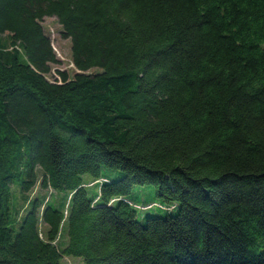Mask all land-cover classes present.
<instances>
[{
	"label": "trees",
	"instance_id": "16d2710c",
	"mask_svg": "<svg viewBox=\"0 0 264 264\" xmlns=\"http://www.w3.org/2000/svg\"><path fill=\"white\" fill-rule=\"evenodd\" d=\"M64 257L264 264V0H0V264Z\"/></svg>",
	"mask_w": 264,
	"mask_h": 264
},
{
	"label": "rangeland",
	"instance_id": "374dc122",
	"mask_svg": "<svg viewBox=\"0 0 264 264\" xmlns=\"http://www.w3.org/2000/svg\"><path fill=\"white\" fill-rule=\"evenodd\" d=\"M41 25L43 26L45 34L50 38L52 49L55 53L56 58L59 60V64L51 65V74L47 76V79L53 82L54 78L57 77L56 74L57 70L67 72L68 76L72 77L75 70L71 62L69 40L63 39L61 37L60 35L61 28L54 18H49V17L44 18L43 21L41 22ZM2 38H4L6 42H8L6 35H4ZM94 71L97 70L94 69L91 70L90 72H94ZM102 175L110 179H114L118 177L119 173L118 170L102 168ZM83 180L85 182H89L92 180V178L88 174H85L83 176ZM91 185L92 184L90 183L89 186ZM14 188H13L14 196L12 203L14 212L26 206V202H25L26 198L31 199L34 196H48L49 193V191L42 190L37 186L36 189H34L30 194L22 196L18 192L19 188L17 186H14ZM95 189L96 187L90 188L89 192L93 193ZM129 199L132 200V203L136 204L135 206L137 208V219L140 222H143V218L147 214L165 213L162 210H159L157 207H153L151 209H149L150 206L146 207V209L141 208V206H144L149 203H154L156 205L161 203L160 200L155 197L154 187L151 185L133 186ZM79 263H81V260L76 259L74 257H64L63 259V264H79Z\"/></svg>",
	"mask_w": 264,
	"mask_h": 264
}]
</instances>
